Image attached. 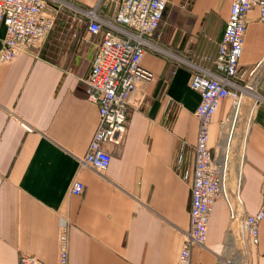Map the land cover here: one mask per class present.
Segmentation results:
<instances>
[{
	"label": "crops",
	"instance_id": "0c3cea01",
	"mask_svg": "<svg viewBox=\"0 0 264 264\" xmlns=\"http://www.w3.org/2000/svg\"><path fill=\"white\" fill-rule=\"evenodd\" d=\"M116 1L45 0L55 10L47 34L0 64V264H17L22 253L54 264L59 218L66 222L67 264H177L189 224L192 111L199 101L189 81L196 65L215 71L200 56L215 54L229 0L166 1L156 29L144 37L140 63L152 77L130 94L121 141L104 142L110 157L98 173L78 166L97 124L83 77L99 37L86 31V11L104 21ZM3 33L0 23V41ZM238 72L241 83L255 80L257 98L228 180L236 170L239 198L253 213L264 168V20L255 5L245 14ZM229 108L224 98L212 114L211 147ZM74 178L83 183L79 194L67 190ZM241 241L237 222L228 221L224 200L216 198L205 244L191 248L190 264H223ZM247 250L248 264H264V215Z\"/></svg>",
	"mask_w": 264,
	"mask_h": 264
},
{
	"label": "built area",
	"instance_id": "2783aa9c",
	"mask_svg": "<svg viewBox=\"0 0 264 264\" xmlns=\"http://www.w3.org/2000/svg\"><path fill=\"white\" fill-rule=\"evenodd\" d=\"M166 1L117 0L113 15L104 21L94 17L93 9L86 11V31L99 37L83 77L85 97L97 108V124L84 155L79 158V167L87 166L101 173L110 157L104 142L117 144L121 141L130 94L138 82H146L152 77V72L140 63L144 37L156 29ZM254 5L258 8V18L264 20V0H229L215 54L200 56L209 59L216 70L196 65L197 70L189 81V87L199 94V101L192 111L197 119V131L193 145L189 224L182 233L177 264H190L191 248L204 246L214 199L224 200L228 221L230 218L235 219L239 234L246 238L247 248L255 243L257 224L264 215V168L261 172L259 205L253 213H248L239 195L237 200H233L227 191L229 148L221 149L218 154L219 136L215 147L208 144L209 125L217 104L228 98L232 106L237 102L242 87L249 82H239L238 59L245 30V14ZM54 12L48 8L45 0H0V23L4 27L0 41V64L11 60L18 52L37 45L52 26ZM247 75L253 78L254 69L247 70ZM22 125L26 130L31 129L28 124ZM67 190L79 194L83 190V183L74 178ZM17 264L46 263L22 253ZM54 264H67L66 222L62 218L57 222Z\"/></svg>",
	"mask_w": 264,
	"mask_h": 264
},
{
	"label": "bare ground",
	"instance_id": "6f19581e",
	"mask_svg": "<svg viewBox=\"0 0 264 264\" xmlns=\"http://www.w3.org/2000/svg\"><path fill=\"white\" fill-rule=\"evenodd\" d=\"M166 3V2H165ZM165 6V5H164ZM164 10V8H163ZM163 13V11H162ZM51 28V27H50ZM243 39V37H242ZM216 70V68H215ZM254 87V86H253ZM252 86H245V87H242V92L240 93L239 97H238V100L236 103H234L232 106H230V109H229V112H228V117L225 118L220 126H219V141H218V154L220 152L221 149L223 148H229V153H230V161H229V166H228V171H227V184H226V187H227V191L229 192L230 194V197L234 200H237V194H238V180L237 179V192L233 191V189H230L228 188V173L230 172V164H231V161L233 159V157L237 158V160L239 159V161H241V158H242V154H240V152L237 151V147H236V143L239 144L240 143V140L238 141H235V138H234V135H235V132H234V127H233V123L231 125V122L232 121H236L237 118L239 117V114L236 115L238 112L241 111V97L244 94H247L250 98H252L253 100H255L256 95H255V90ZM253 107H251V112H253ZM250 117H251V114L247 117L246 119V123H245V128L243 130V135L242 137H245V134L247 132V129H248V123L250 121ZM229 120V121H228ZM228 124V126H227ZM227 126V127H226ZM226 127V128H225ZM223 130V133L221 134ZM241 135V134H240ZM208 137H209V130H208ZM234 142V144H233ZM235 153H237L235 155ZM212 207V206H211ZM210 215V214H209ZM233 219V218H231ZM242 242V241H241ZM239 242V243H241ZM245 244V243H244ZM243 244V242L238 245L236 247V251L234 252V256L232 255V259H228V260H225L226 264H246L248 262V252H245V245ZM228 256H231V253L228 254Z\"/></svg>",
	"mask_w": 264,
	"mask_h": 264
},
{
	"label": "rangeland",
	"instance_id": "374dc122",
	"mask_svg": "<svg viewBox=\"0 0 264 264\" xmlns=\"http://www.w3.org/2000/svg\"><path fill=\"white\" fill-rule=\"evenodd\" d=\"M255 78V76L252 78V79H254ZM248 86L250 87V86H254L253 88H254V90L256 91V89H255V80H251V81H249L248 82ZM257 92V91H256ZM240 102H241V111L239 112V117L237 118V120H236V122H235V136H234V138H235V141H238V140H240V138H241V136L243 135V130H244V128H245V123H246V119H247V117L250 115V114H252L253 112H251V107H253V106H255L254 105V100L252 99V98H250L247 94H244L243 93V95H242V97H241V100H240ZM241 134V135H240ZM234 158L235 157H233V159H232V161H231V164L233 163V161H234ZM228 187L230 188V189H233V191H235L236 192V170H232V174H231V178L228 180ZM245 243V244H244ZM243 244L246 246L245 247V252H248V250H247V245H246V238H245V236H243ZM248 248H249V246H248ZM222 249V248H221ZM221 249H220V251H221ZM249 253V252H248ZM220 255L223 257V258H225V255H223L222 253H220ZM249 256H250V254H249ZM230 257H231V259H232V256H228V259H230ZM221 261V260H220ZM249 262V261H248ZM248 262L246 263V264H248ZM221 264H222V261H221ZM223 264H225V261L223 262Z\"/></svg>",
	"mask_w": 264,
	"mask_h": 264
}]
</instances>
